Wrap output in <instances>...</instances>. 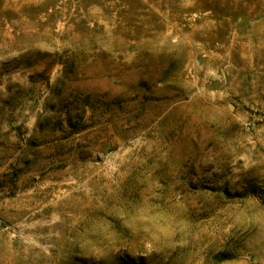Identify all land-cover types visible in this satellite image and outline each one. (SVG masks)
Here are the masks:
<instances>
[{
  "label": "rangeland",
  "instance_id": "374dc122",
  "mask_svg": "<svg viewBox=\"0 0 264 264\" xmlns=\"http://www.w3.org/2000/svg\"><path fill=\"white\" fill-rule=\"evenodd\" d=\"M0 264H264V0H0Z\"/></svg>",
  "mask_w": 264,
  "mask_h": 264
}]
</instances>
